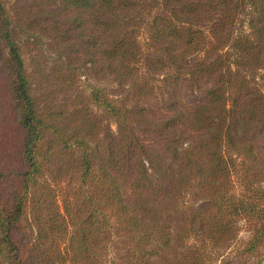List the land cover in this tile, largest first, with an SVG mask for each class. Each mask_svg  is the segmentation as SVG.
I'll return each instance as SVG.
<instances>
[{
	"label": "trees",
	"instance_id": "16d2710c",
	"mask_svg": "<svg viewBox=\"0 0 264 264\" xmlns=\"http://www.w3.org/2000/svg\"><path fill=\"white\" fill-rule=\"evenodd\" d=\"M0 76V264H264V0H0Z\"/></svg>",
	"mask_w": 264,
	"mask_h": 264
},
{
	"label": "rangeland",
	"instance_id": "374dc122",
	"mask_svg": "<svg viewBox=\"0 0 264 264\" xmlns=\"http://www.w3.org/2000/svg\"><path fill=\"white\" fill-rule=\"evenodd\" d=\"M245 16L241 15L239 24L245 26ZM19 130L16 122L13 119L10 106L5 97L4 82L0 76V198L5 204L10 202V190L14 186L16 179V170L19 168L17 161V146ZM247 228L240 226L238 230V238L243 243L247 237ZM238 242H235V246ZM232 248H234L232 246ZM233 259L237 258L235 249L227 250ZM264 257V244L259 247L258 253L255 256H247V263L254 262L258 258Z\"/></svg>",
	"mask_w": 264,
	"mask_h": 264
}]
</instances>
